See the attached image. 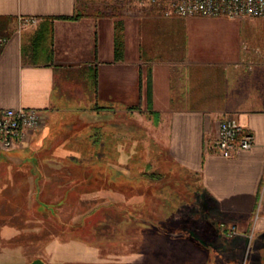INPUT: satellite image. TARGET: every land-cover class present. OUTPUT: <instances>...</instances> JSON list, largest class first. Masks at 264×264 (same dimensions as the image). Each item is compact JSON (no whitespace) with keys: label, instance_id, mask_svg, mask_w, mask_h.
I'll list each match as a JSON object with an SVG mask.
<instances>
[{"label":"crops","instance_id":"crops-1","mask_svg":"<svg viewBox=\"0 0 264 264\" xmlns=\"http://www.w3.org/2000/svg\"><path fill=\"white\" fill-rule=\"evenodd\" d=\"M19 16L38 20L18 26ZM243 17L264 25V17ZM243 17L164 16L153 9L87 14L78 0H0V109L46 112L41 129L0 149V164L29 166L40 176L41 168L81 164L71 158L82 142L110 166L126 149L136 165L137 151L156 148L198 176L221 221L238 233L225 237L222 222L179 229L193 236L149 220L127 222V240L137 239L139 226L149 245L121 260L234 264L225 253H242L253 237V262L264 264V52L215 30ZM227 116L252 131L255 143L224 157L213 141ZM212 229L214 235L206 232ZM77 251L86 255L83 247Z\"/></svg>","mask_w":264,"mask_h":264},{"label":"rangeland","instance_id":"rangeland-1","mask_svg":"<svg viewBox=\"0 0 264 264\" xmlns=\"http://www.w3.org/2000/svg\"><path fill=\"white\" fill-rule=\"evenodd\" d=\"M78 5L87 14L143 9L161 14L159 7L138 0H78ZM261 21L243 17L235 25L215 30L227 40L245 42L264 52ZM79 147V155L71 160L81 164L59 166L57 171L55 167L41 168L40 176L29 166L0 164V264H27L37 258L47 264H125L123 254L144 253L149 243L139 226L137 239L128 241L123 223L149 220L170 234L190 231L193 236V230L179 229L222 222L215 203L202 192L198 176L164 159L160 150L137 151L135 165L126 149L119 164L110 166L95 150H88V144L82 142ZM125 208L133 214L124 212ZM222 223L225 237L236 235L228 234L232 224ZM206 232L214 235L215 231ZM199 238L208 246L202 239L205 235ZM248 240L242 253L227 251L225 257L236 260L234 264H256L254 239ZM78 247L85 249V256ZM73 251L77 256L70 260ZM260 253L264 260V248Z\"/></svg>","mask_w":264,"mask_h":264},{"label":"built area","instance_id":"built-area-1","mask_svg":"<svg viewBox=\"0 0 264 264\" xmlns=\"http://www.w3.org/2000/svg\"><path fill=\"white\" fill-rule=\"evenodd\" d=\"M141 4L159 7L164 16L190 17L195 15L235 17H264V0H138ZM37 18L19 16V26L34 24ZM46 112L35 107H7L0 109V149L10 150L21 145L32 133L41 129ZM255 143V135L244 127L235 116L220 120L215 149L224 157L238 149H249ZM238 233L236 225L228 227V234Z\"/></svg>","mask_w":264,"mask_h":264},{"label":"water","instance_id":"water-1","mask_svg":"<svg viewBox=\"0 0 264 264\" xmlns=\"http://www.w3.org/2000/svg\"><path fill=\"white\" fill-rule=\"evenodd\" d=\"M182 233H185V232H174V234H182ZM27 264H47V263L45 261H43L42 259L37 258V259H34L31 262L27 263Z\"/></svg>","mask_w":264,"mask_h":264},{"label":"trees","instance_id":"trees-1","mask_svg":"<svg viewBox=\"0 0 264 264\" xmlns=\"http://www.w3.org/2000/svg\"><path fill=\"white\" fill-rule=\"evenodd\" d=\"M79 15V14H77ZM77 15H73L72 17L75 18ZM62 18H69L70 16H61ZM0 22H1V19H0ZM119 176H122L121 174H119Z\"/></svg>","mask_w":264,"mask_h":264}]
</instances>
